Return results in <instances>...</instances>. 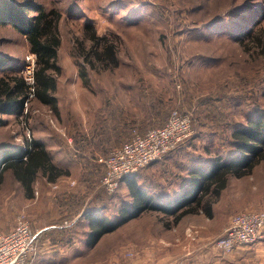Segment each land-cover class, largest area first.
Segmentation results:
<instances>
[{
	"label": "rangeland",
	"instance_id": "1",
	"mask_svg": "<svg viewBox=\"0 0 264 264\" xmlns=\"http://www.w3.org/2000/svg\"><path fill=\"white\" fill-rule=\"evenodd\" d=\"M33 1L62 11L59 24L62 38L59 64L62 70L58 76V95L70 98V107L73 105L71 108L80 117H89L90 120L94 114H100L107 94L122 98L131 112L130 106L134 103L126 84L143 77L144 83H150L153 89L169 92L173 109H189L194 114L193 135L196 136L186 151L178 154L204 160L214 156L220 144L217 142L215 146L216 142L209 141L208 132L201 129L208 120H202L201 114L197 113L204 105H200V101L216 96L214 93L217 89L219 91L222 82H227L229 91L235 92L232 83L244 77L255 78L244 89L264 102L261 96L264 55L259 43V37L264 38V0ZM27 12L32 14L34 11ZM88 23L94 25L98 34L107 36L116 45L119 59L116 66L104 68L101 60L95 59L96 67L92 68L84 59L83 53L93 44L86 33ZM238 33L240 38L236 37ZM0 51L13 56L7 64L12 66L9 72L22 74L25 56L30 51L25 37L11 26L0 27ZM2 72L0 68V74ZM81 72L86 75L82 76ZM137 105L140 106H137V113L142 116L143 107ZM29 108L24 117L22 114L0 112V143L25 145L29 126L32 137L42 136L49 142L58 141L59 155L54 157L59 164L70 168L72 177H75L65 175L54 183L39 177L35 183V197L27 198L20 183L10 171L6 172L0 188V231L11 229L20 213L26 214L33 229L53 223L56 215H61L63 211L68 210V213L61 218L68 216L74 209L68 197L70 187L85 190L84 205L106 206L104 212L112 216L118 206L131 202L126 185L122 184L112 194L106 191L100 168L83 178L82 170L86 164L66 160L64 143L67 114L71 111L67 113L62 106L61 117H57L49 106L36 98L30 101ZM35 109L38 110L34 112ZM244 110L237 105L232 112L240 118ZM205 146H209L212 153L206 152ZM49 204L52 207H48ZM259 208H264V162L256 165L250 175L231 177L228 188L215 204V216L208 222L198 214L188 215L184 222L204 223L205 231L211 232L214 237L210 243L213 246L234 213ZM162 218V213L147 210L126 221L100 238L101 242L91 251V260L101 257V264H108L110 259H102L105 253H115V250L125 253L133 246L144 247L151 235L164 232L160 226L164 223ZM80 224L77 223V227L85 234L88 227ZM189 228L186 234L193 240L191 236L195 227L187 231ZM61 231L66 232V228L49 230L52 233ZM134 255L125 254L127 257ZM226 257L227 264H264V252H256L248 246L226 254Z\"/></svg>",
	"mask_w": 264,
	"mask_h": 264
},
{
	"label": "trees",
	"instance_id": "2",
	"mask_svg": "<svg viewBox=\"0 0 264 264\" xmlns=\"http://www.w3.org/2000/svg\"><path fill=\"white\" fill-rule=\"evenodd\" d=\"M27 10L34 12L31 14ZM61 18L62 11L55 6L48 8L44 3L33 0H0V27L11 26L17 30L25 37L30 51L36 54L37 90L35 98L43 105L49 106L57 117H61L62 106L67 113L71 111L67 116L70 118L74 116V119L71 122L67 118L66 127L71 124L70 127L71 129L73 127L74 130L67 128L64 145L69 144L67 134L71 133L75 144L71 149L74 152L76 149L86 150L92 143H96L98 147L101 146V154L92 155V159L83 162L86 164L83 175L86 176L94 169L100 168L103 177L106 168L104 163L99 161V156H108L112 150L122 146L132 138L135 130L142 133L150 127L166 123L173 110L169 92L163 90L159 92L155 88L153 89L150 83H144L143 77L130 81L126 84L127 88L124 85L123 87L129 90L130 98H133L132 102L135 106H130L131 112L123 104L122 98H118L114 94H107L101 113L94 114L90 118L91 125L88 131L90 135H86L82 129L81 121L77 119L78 117L69 105V98L67 96L62 98L58 95V76L62 70L59 64V50L62 42L59 27ZM86 29L93 44L83 53L84 59L90 63L92 68L96 67L95 59L101 60V65L104 68L116 66L119 61L116 45L109 41L107 36L98 34L93 24L88 23ZM236 37L240 38V34L238 33ZM259 43L264 55L263 37H259ZM11 59L13 56L0 51V68L3 70L0 74V112L15 113L18 116L22 114L21 116L24 117L28 113L24 112L27 84L23 74L9 72L12 66L7 64ZM81 75L86 74L81 72ZM254 79L244 77L236 79L232 83L235 92L229 91V87L226 86L227 82H222L219 91L217 89V92L214 93L216 96L207 97L206 101L199 102L200 105L201 103L204 105L197 113L199 116L201 114L202 120H208L203 123L205 127L201 129L208 132L209 141L216 142L215 146L218 145L217 142L220 144L216 147L214 156L203 160L178 154V152L186 151V147L194 140L196 134H192L174 149L148 165L123 176L119 187L122 184L127 186L131 202H124L118 206L117 212L113 216L104 212L106 206L90 205L89 210L84 214L88 225L87 243L90 246L96 245L106 233L116 230L126 221L140 216L147 210L162 213L163 225L168 228L177 224L186 215L201 211L207 216L213 217L214 204L228 187L231 176L240 178L250 175L256 165L264 162V102H260L258 97L248 94L244 89ZM261 96L264 98V87ZM137 104L143 107L142 116L137 113L140 107ZM237 105L245 109L240 118L232 112L233 107H237ZM177 109L190 111L189 109ZM194 121L193 114V126ZM96 135H101V141L100 139L96 140ZM80 140L81 143L84 140L83 147H80ZM0 148H2L0 149L2 151L0 153V188L4 183L5 173L10 171L24 188L27 198L35 197V183L39 177L54 183L61 177L71 174L70 168L53 160L46 142L38 139V136L28 137L25 145L13 146L1 142ZM204 149L206 152L212 153L209 146H205ZM67 150L69 151V149ZM169 155H176L178 158L174 159V163L171 164L173 168H169L168 173L175 176L185 188L164 197V193L156 195L146 183L145 177L141 176L138 179L137 174L143 168ZM106 191L109 194L113 193L107 189ZM85 196L86 192L81 199L78 196L77 208L73 212L71 211L68 216H64L60 222L71 218L81 209V205L85 202ZM68 197L75 198L76 194H69ZM217 251L221 254H230L223 253L218 249Z\"/></svg>",
	"mask_w": 264,
	"mask_h": 264
},
{
	"label": "crops",
	"instance_id": "3",
	"mask_svg": "<svg viewBox=\"0 0 264 264\" xmlns=\"http://www.w3.org/2000/svg\"><path fill=\"white\" fill-rule=\"evenodd\" d=\"M75 114L78 117L77 119L81 121L83 131L86 133V135L89 136L90 134L88 133V131L91 125V120H89V117H80L79 115H77V113ZM67 118L69 121L73 122L74 116L71 118ZM70 126L71 124L66 127V130L67 128L71 129ZM71 130H74V128L72 127ZM95 138L96 140L100 139L101 141V135H96ZM38 139L46 142L48 149L52 153L53 160L58 163V160H56L54 157V155L58 154L60 150L59 148H57L59 147L58 141L49 142L42 136H39ZM67 141L69 144L66 145V148L68 146L67 149H69V151L65 148V158L69 162H78L83 164V162L92 159V155L96 156L98 154H101V146L98 147L96 143H92V145L86 150L76 149V152L72 151L71 148L74 147L75 144L73 142L74 137L73 135H71V133L67 134ZM79 142L81 143V140ZM83 143L84 140H82L80 147H83ZM61 158L63 159L62 153ZM177 158L178 157L176 155L162 157L153 164L139 171L137 174L138 179L141 178V176L145 177L146 183L152 189V191L156 195L164 193V197L168 194H171L172 192H178L179 190L184 189L185 186L180 184L175 176L171 175V173H168V169L171 168V164L174 163V159ZM83 171L84 169L82 170V177L85 176L83 175ZM72 174L73 171L71 170V174L69 176L72 177ZM84 192L85 190L82 188H69V194H76L75 198H70L71 203L74 206V209L71 210L72 212L78 206V196L81 199ZM88 202L89 201H87V203ZM86 205V203L85 205L83 203L81 205V209H79L69 219H65L64 221L60 222V220L62 219L61 217L68 213V210L63 211L59 216L55 214L57 218L53 223L49 225L44 224L40 228H34L37 230V251L29 257L27 264H101V257H98L95 260H91L90 257L92 255L91 251L98 245V243L101 242V239L98 241L97 245L90 246L87 243V232L84 234L83 229L80 230L77 227V223H82L80 224L81 226L85 225L88 227L84 215L85 212L89 210V207ZM48 207H52V204H49ZM196 214L204 217L206 219V222H208L209 219L215 216L214 213L213 217H209L202 211L189 215ZM187 216L188 215L183 217L177 224L173 225L170 228L165 227L163 223H160L161 228L164 229V232L162 234H157L154 236L151 235L144 247L142 246L141 248H138L133 246L129 248L130 250L134 251V256L127 257L125 256L126 252H116L115 250V253H105L106 256H103L102 259H110L108 261V264H227L228 262L226 258L228 257H226V254H221L219 251H217L214 245H210V243L212 242L211 240L214 237L211 232L207 233V231H205L204 223H186L184 222V220ZM229 221L227 222V225ZM188 227L190 228L187 231H189L191 227H195V233H193V236H191L193 240H190V237L186 234V229ZM51 228H66V232L68 233L64 231L52 233L49 232ZM9 230L0 231V233L7 232ZM261 243L264 242H258L254 245H248V248H253L254 251L263 253L264 244Z\"/></svg>",
	"mask_w": 264,
	"mask_h": 264
},
{
	"label": "built area",
	"instance_id": "4",
	"mask_svg": "<svg viewBox=\"0 0 264 264\" xmlns=\"http://www.w3.org/2000/svg\"><path fill=\"white\" fill-rule=\"evenodd\" d=\"M36 70V54L29 51L22 68L27 84L25 114L30 110V101L36 96ZM27 131L29 138H32L29 126ZM193 132V113L177 108L171 111L165 124L150 127L142 133L135 130L132 138L122 146L112 150L108 156H99V161L104 163L106 168L102 177L103 186L110 192L115 191L123 176L137 171L174 149ZM36 239L37 230L33 229L26 214L20 213L14 227L8 232L0 233V264H27L29 257L37 251ZM263 240L264 208L248 209L232 215L223 233L214 241V246L223 253H231L237 248ZM133 253V250L126 252L127 255Z\"/></svg>",
	"mask_w": 264,
	"mask_h": 264
}]
</instances>
